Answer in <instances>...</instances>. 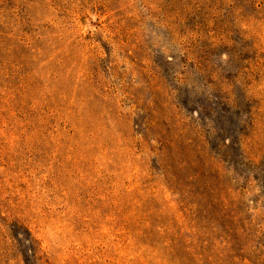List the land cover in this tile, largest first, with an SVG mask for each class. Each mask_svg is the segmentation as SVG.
Instances as JSON below:
<instances>
[{
	"label": "rangeland",
	"instance_id": "rangeland-1",
	"mask_svg": "<svg viewBox=\"0 0 264 264\" xmlns=\"http://www.w3.org/2000/svg\"><path fill=\"white\" fill-rule=\"evenodd\" d=\"M0 264H264V0H0Z\"/></svg>",
	"mask_w": 264,
	"mask_h": 264
}]
</instances>
